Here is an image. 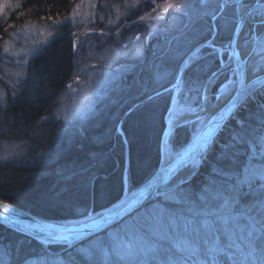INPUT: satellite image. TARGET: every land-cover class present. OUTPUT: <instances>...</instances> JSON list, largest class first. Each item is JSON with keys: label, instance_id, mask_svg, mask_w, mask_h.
<instances>
[{"label": "rangeland", "instance_id": "rangeland-1", "mask_svg": "<svg viewBox=\"0 0 264 264\" xmlns=\"http://www.w3.org/2000/svg\"><path fill=\"white\" fill-rule=\"evenodd\" d=\"M24 1L0 0V192L4 193L5 188L13 191L12 195H28L31 189H37L36 179L51 176L47 194L41 197L42 203L56 207L63 216L53 221L76 226L121 201L152 171L155 174L161 162L165 122L172 115L171 93L158 95L157 91L170 85L181 61L192 50L196 60L190 64L173 104L177 114L201 106L212 71L228 59L223 53L208 57V51L197 52L193 46L211 35L214 15L219 26L217 37L227 43L238 16L232 6L220 9L219 0H67L63 7L46 15L26 11ZM253 17H264V9ZM61 36L70 40L71 69L62 86L39 102L42 103L39 113L30 115L23 100L30 104L38 99L32 98L36 82L32 71L37 66L35 59ZM258 44L252 62L254 72L264 69V32ZM231 77L227 69L215 80L210 90L212 104L219 95L222 98L229 95L233 84ZM160 96L165 98L146 111L148 121L145 125L137 124L132 130V125L126 124L131 133L147 130L149 156L142 174L130 184L127 180L128 143L123 124L130 113L136 110L144 113L143 105ZM252 101L256 103L258 99ZM235 116L241 128L230 126L226 140H220L219 145L234 136L246 141L237 145L240 155L235 168L225 165L242 171L248 144L264 148V101L254 104L247 127ZM204 119H193L172 130L168 136L172 153L188 142ZM117 136L123 146L122 165L114 151ZM86 137L89 142L99 144L98 148L107 141L111 142V147L107 151L105 147L92 149L88 161L83 163L64 157L68 147ZM211 152L213 154V150ZM211 157L205 160L206 169H211L214 163ZM113 166L121 168L120 183V170L112 175L116 182L111 188L115 190V198L103 199V204L96 205L94 184L98 177L108 180V170ZM210 169L198 185L195 182L185 187L198 193L208 181ZM18 201L28 212L37 213L30 210L31 205L23 203L26 201ZM144 207L66 251L59 245L64 247L67 243L48 241L34 248L20 237H11L8 241L0 237V264H114L118 251L120 255L124 253L111 246V237L126 223L130 224ZM120 264L130 262L125 259Z\"/></svg>", "mask_w": 264, "mask_h": 264}, {"label": "snow or ice", "instance_id": "snow-or-ice-1", "mask_svg": "<svg viewBox=\"0 0 264 264\" xmlns=\"http://www.w3.org/2000/svg\"><path fill=\"white\" fill-rule=\"evenodd\" d=\"M252 27L264 28V19ZM244 143L234 136L218 146L209 179L196 194L185 187L194 170L175 184L166 174L140 192L128 208L153 197L155 202L111 237V246L124 253L118 251L114 264L125 259L130 264H264V148L248 144L242 171L225 166L235 168L237 145ZM197 144L204 149L199 153L204 161L209 155L207 135L198 137ZM188 157L189 152L174 151L170 160L180 163ZM0 209L5 210L0 217L7 220L8 205L0 203ZM48 235L55 238L56 231Z\"/></svg>", "mask_w": 264, "mask_h": 264}, {"label": "bare ground", "instance_id": "bare-ground-1", "mask_svg": "<svg viewBox=\"0 0 264 264\" xmlns=\"http://www.w3.org/2000/svg\"><path fill=\"white\" fill-rule=\"evenodd\" d=\"M253 1L254 0H242L241 4H243V7H238V9H236V8H234L235 4H233V3L232 4H225L226 0H219V2H220L219 8L221 9L223 6H226V5H227L226 7L232 6L233 10H235V12L237 13V16H241L244 14V11L250 6L249 4H251ZM262 9H264V7H262L261 9H259L257 11H254L249 16H246L244 18V20H242L243 22H242L241 26L237 29L235 37L234 38H231L232 36L229 37V40L227 43L217 42V40H218L217 36L219 35V26H218L217 22L215 21V19H217V16L214 15L213 19H212V24H211V26L214 30L212 31L211 35L205 39H202L204 41L200 40L199 42L194 44L193 48L197 49V52H199L201 50L202 51L205 50V51L210 52V54H219L220 55V53H223V55H225V57H227V59H228L227 62H225L224 64H221L219 66L218 72H217V69L212 71L213 72L211 74L212 77H210L208 79L207 84H206V88L204 91L203 103L201 106L197 107L195 110H193L191 112H187L185 114H177L176 109L174 108V104H173V102H175L174 99H175L177 93L179 92L180 88H182L185 73L187 72L190 64L196 60L193 58V53H191L192 50H190V52L187 54V56H185L184 59L181 61L182 63L179 65V67L177 69L176 77H175V79H172V81L170 82V85L169 86L167 85V87L165 86L160 91H157L158 95L163 94V93H168V92L171 93V96H170L171 108L170 109L172 112L171 117L169 119L167 118V120L165 122V129L163 132L162 141H161V148H160L161 162H160L159 168L165 167L167 164H169L173 160V159L170 160V157L172 156L173 153H172L171 148L169 147V144H168V136L176 126H178L182 123L190 122L193 119H197L200 117L205 118L203 121V124L199 127V129H197L195 131V133L190 135L188 142L176 151V153L179 154L181 152V150L187 144H189L191 142V140L194 138V136H196L197 132L205 124H207L209 121L210 122L215 121V119L218 116L217 114L221 111V109L224 108L226 111L227 108L232 106L230 98L232 97V95H234L235 88L237 89V88H240L239 86H241V88L243 89L244 92H243V96L239 97V100H243V103L235 111V113L232 114L230 119H228L224 123L221 130H219L217 132L215 138L213 139L212 144L208 148V152H209L213 146V143L217 140V137L220 135V133L222 132L224 127L227 125V123L236 115V113L239 111V109L243 105H245V103H247L251 100H257V99L261 98V95L264 91V86H263L264 84L261 85V87H259L258 89L250 87V84L258 76L264 74V69H263L264 67L262 68L263 70L259 69L257 72H254L252 69V62L254 61V59L257 55L255 52H256L257 46L259 45L258 43L260 42L261 34L264 32V28H261L258 30L253 29L252 26L256 22H258L261 19H264V17H261L259 19H255L253 17V14L257 13L258 11H260ZM236 23H237V18L235 19L233 29L235 28ZM224 53H226L227 55ZM227 69H229V71H231V73H232V77H231V79L233 81L232 89L230 90V93L228 96L222 98L219 95L217 97L215 103L212 104L210 101L211 87L214 85L215 80L219 76H221L222 72H224ZM239 70H241V71H239ZM242 72H244V73L242 74ZM260 77H262V76H260ZM260 79H262V80H260ZM258 80H260V81H256V82H259V83H256L254 86L262 84L264 82L263 78H259ZM253 96H254V98H252ZM199 153H200V151H197L194 154L192 153V155H189V159L171 177V179H170L171 183L175 184V182L177 180L182 179L184 176H187L190 171L194 170V172H195L197 170L199 164L202 162L199 159ZM185 164L189 165L190 167L185 168L184 167ZM153 175L154 174H152L147 180H149ZM146 181L144 182V184L146 183ZM142 185H140V186H142ZM138 188L134 189L128 195L125 194L121 198V200L127 199L128 196L131 195ZM153 201H155V199H153L152 201L146 202L145 204H143V207L146 206L147 204H149L150 202H153ZM0 203L8 205V210L6 211L5 214L10 215V217L7 218L8 221L3 222L0 220V225L2 226V228H4V230L5 229L14 230L20 238L28 240L31 243V244H29L30 246H33L34 248H38V245L40 243H45L48 241H50V243H53V244H55V243L56 244H62V243L66 244L67 243L68 246L63 245L64 247H62L61 245H59V247H61L62 250L66 251L65 250L66 248L70 249L79 243V242H77L74 246H69L68 243H70V241H62L59 239L50 238L49 235H45L43 237L30 236L29 234H27V232L23 231L21 228H27L29 226L34 227L35 225H38V223L36 224V222H33L31 220H25V222L21 224V222L25 219V217L27 215H30L33 217L35 216L36 220L40 219L41 221L50 222V223L55 222V221H53L54 219L43 217V216L39 217L33 213L28 212L26 210V208H24L22 206L20 207L19 205H16V204L8 201L5 197H2V196H0ZM140 208H142V206H140L138 209L134 210L131 214H133L134 212H136ZM1 210L5 211L4 209H1ZM107 210H105V211H107ZM105 211L101 212L100 214H97L96 216L91 217L90 219H88V221L91 222V221L97 219ZM9 213H11V214H9ZM131 214L127 215L125 218H127ZM88 221L86 220V222H88ZM68 223H70V222H68ZM68 223H61L60 222L57 224L69 225ZM13 224H16V225L19 224L20 228L19 227H17V228L13 227L14 226ZM80 225H82V224L80 223ZM107 229L103 230L102 232L106 231ZM102 232L100 231L97 234L102 233ZM1 233L2 232L0 231V234ZM2 238L3 237H1V239ZM88 238H90V237H88ZM32 239H34V240H32ZM80 241H83V240H80ZM57 250L60 251V249H57Z\"/></svg>", "mask_w": 264, "mask_h": 264}, {"label": "trees", "instance_id": "trees-1", "mask_svg": "<svg viewBox=\"0 0 264 264\" xmlns=\"http://www.w3.org/2000/svg\"><path fill=\"white\" fill-rule=\"evenodd\" d=\"M67 0H25L24 2V8L26 7V11L29 10L31 13H37V14H43L46 15L47 13L61 8L65 5ZM227 6V5H226ZM225 6V7H226ZM224 7V8H225ZM204 41V40H202ZM218 42L224 43L226 40L222 38H218ZM210 53V52H208ZM209 55V54H208ZM212 54H210L208 57H210ZM35 63L37 66L33 67L32 71L34 72L36 76V82H35V90L33 91L32 98L38 97V99L35 101H30L31 103L28 104L27 101L23 100V104L28 105V111L30 115H34L36 113H39L40 108L39 106H42L39 102L45 98H49V96L56 91L62 84L64 83L65 79L67 78V74L69 73L71 69V51H70V40L66 37H60L56 41L51 42L50 46L44 50L38 57L35 59ZM34 66V65H33ZM186 74V73H185ZM161 98H165L164 96H160L156 98L155 100L151 101L150 103L143 105V111L144 113H139L137 110L135 112H132L129 114V119L124 122L123 129L125 132V136L127 138L128 143V160H129V169L127 173V180L130 181V184H133V182H136L139 176L144 171V166L149 161V156L147 154V130L137 131V133H131V130L126 126V124L132 125V130L137 124H140L142 127L143 124L145 125L147 123V114L146 111L152 106L153 103H156ZM264 101V91L261 95V98L258 99V102ZM35 102V103H34ZM258 102L254 103L252 100L249 101L246 105L242 106L239 111L236 113L237 117L241 119L243 126L247 127L249 120H250V113L254 108V104H257ZM39 104V105H38ZM147 108V109H146ZM32 118V117H31ZM236 116L232 118L227 125L224 127L220 135L217 137V140L213 143V146L211 148V151L213 150V154L211 151H209V156H212L210 159H214L216 152L219 151V141L226 140L227 132L230 130L229 127L234 125L235 128H239L238 126ZM133 124H135L133 126ZM241 128V127H240ZM157 136V134H156ZM90 139L88 137L81 138L77 141V143L71 145L68 147L64 153V157L67 159H72L77 162H86L88 161V154L92 149L98 150L102 149L103 147L106 148L105 151H107V148L111 147V142L107 141L102 143L98 148L97 145L94 144V142H89ZM116 149L114 150L116 152V156L119 159L120 164L122 165V151L123 146L122 142L120 141L119 137L116 138ZM186 143V142H185ZM110 149V148H109ZM112 154V153H111ZM206 163L205 160L202 161L199 164V168L197 169L196 174L190 179V183L186 184V187H190L192 184H195V182L198 183L202 181V178L204 176H207L209 174V169H206ZM119 172V183H120V176H121V168L115 169L114 166L112 169L110 168L108 172L110 173V176L108 177V180H101L100 177H98V181L94 184L95 192H94V198H95V204L100 205L103 204V199H109V198H115V194L112 188V185L115 184V180L112 179L113 173ZM153 173V171H152ZM148 175L145 179H141L142 181L138 183L139 185L137 188L142 185L151 175ZM35 185H37V189H31L30 194L25 193H16V195L10 194L13 191L6 190L4 188V193L0 192V196L5 197L8 201L19 205H22V202H19L18 199H22L28 203V205H31L30 210L33 212H37L35 214H38L43 217L47 218H53V219H60L63 218L58 212V209L56 207L47 206L46 204H43L41 197H45L47 194V191L49 189V184L51 180V176H43L42 178L36 179ZM195 186V185H194ZM100 193H104L103 195H100ZM114 194V195H113ZM15 196V197H14ZM37 198V199H36ZM37 200H41L37 201ZM106 201V200H105ZM27 208V207H26ZM103 208V206H102ZM0 231L2 232L0 234L1 237L4 238V240L8 241L11 240V237H19L18 234L14 230L5 229L2 228L0 225ZM2 238V239H3ZM34 240V239H32ZM36 241V240H35ZM31 244V243H30Z\"/></svg>", "mask_w": 264, "mask_h": 264}, {"label": "water", "instance_id": "water-1", "mask_svg": "<svg viewBox=\"0 0 264 264\" xmlns=\"http://www.w3.org/2000/svg\"><path fill=\"white\" fill-rule=\"evenodd\" d=\"M264 0H254L251 4H249L248 8L244 11V14L241 16L237 17V23L235 24V28L233 30L232 33V37L234 38L236 35V31L237 29L241 26L242 24V20H244V18L246 16H249L250 14H252L254 11H257L259 9H261L262 7H264ZM227 4H235V8L238 9V5L239 3H241V0H228L226 2ZM242 70V69H241ZM239 70V71H241ZM218 72V69H217ZM244 72H242L243 74ZM262 76V77H260ZM258 76L256 79H254V81L251 82L250 87L252 88H256L258 89L259 87H261V85L264 84V82L262 84L256 85L254 86L256 83V81H260L258 80L259 78H263L264 79V74ZM254 86V87H253ZM264 86V85H263ZM240 88H235L234 90V95H232V97L230 98L231 101V107L227 108L226 111L225 109H221V111L217 114V118L215 119L214 122H208L207 124H205L196 134V136H194V138L191 140V142L189 144H187L179 154H182L183 152H189V155H192V153L194 154L197 151L202 152L204 149L200 148L197 144V140L198 137H200L202 134H206L207 135V144H208V148L209 146L212 144L213 139L215 138L217 132L219 130H221L222 126L224 125V123L230 119V117L232 116L233 113H235V111L240 107V105L243 103V100H239V97L243 96V89L241 88V86H239ZM251 88V89H252ZM250 89V90H251ZM191 150V152L189 151ZM195 151V152H194ZM189 159L185 158L182 162L177 163L175 159H173L169 164H167L165 167H161L158 168V170L155 172V174L142 186H140L136 191H134L131 195L128 196L127 199L121 200L118 203L114 204L112 207L108 208L107 211H105L100 217H98L97 219L91 221V222H86L82 225H76V226H71V225H59L57 223L59 222H45V221H41L40 219L36 220V217L34 218L33 216L27 215L25 217V219L21 222L24 223L25 220H31L33 222H36V224L38 223V225H35L34 227H27V228H21L23 231L27 232V234H29L30 236L33 237H43L45 235H48L50 230L56 231V236L55 239H59L62 241H70L69 246H74L77 242H80V240H84L88 237L93 236L94 234H97L98 232H102L103 230L107 229L108 227H112L113 225H115L116 223H118L119 221L123 220L127 215L131 214L134 210L138 209L141 205L145 204V201H140L139 203H134L133 206L131 208H128L127 205L129 203H132L133 200L139 196V193L142 191H145L148 187V185L152 182H160L162 181L163 177L167 174L169 175L170 179L173 176V174H175L177 172V170ZM147 195V193H146ZM153 199H155L153 197ZM148 200L149 201H152ZM0 211H2L0 209ZM116 212H119L120 215H115ZM7 215V214H6ZM8 217H10V215H7ZM0 220L5 222L8 220H5L3 217H0ZM40 220V221H39ZM106 220V222H105ZM13 227H19V224H13ZM43 229V230H42Z\"/></svg>", "mask_w": 264, "mask_h": 264}]
</instances>
